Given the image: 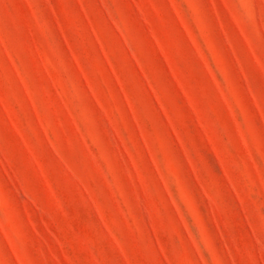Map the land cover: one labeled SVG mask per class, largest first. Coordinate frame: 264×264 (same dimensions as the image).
Here are the masks:
<instances>
[{
    "label": "rangeland",
    "instance_id": "1",
    "mask_svg": "<svg viewBox=\"0 0 264 264\" xmlns=\"http://www.w3.org/2000/svg\"><path fill=\"white\" fill-rule=\"evenodd\" d=\"M0 264H264V0H0Z\"/></svg>",
    "mask_w": 264,
    "mask_h": 264
}]
</instances>
